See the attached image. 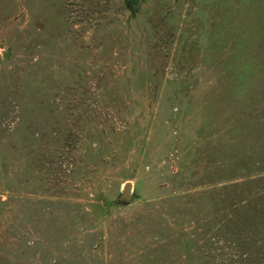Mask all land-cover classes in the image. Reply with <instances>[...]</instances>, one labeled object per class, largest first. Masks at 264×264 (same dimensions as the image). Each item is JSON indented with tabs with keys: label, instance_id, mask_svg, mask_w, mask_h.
Masks as SVG:
<instances>
[{
	"label": "rangeland",
	"instance_id": "obj_1",
	"mask_svg": "<svg viewBox=\"0 0 264 264\" xmlns=\"http://www.w3.org/2000/svg\"><path fill=\"white\" fill-rule=\"evenodd\" d=\"M0 264H264V0H0Z\"/></svg>",
	"mask_w": 264,
	"mask_h": 264
},
{
	"label": "water",
	"instance_id": "obj_2",
	"mask_svg": "<svg viewBox=\"0 0 264 264\" xmlns=\"http://www.w3.org/2000/svg\"><path fill=\"white\" fill-rule=\"evenodd\" d=\"M130 191H131V183L126 182L123 186L122 197H128L130 195Z\"/></svg>",
	"mask_w": 264,
	"mask_h": 264
}]
</instances>
